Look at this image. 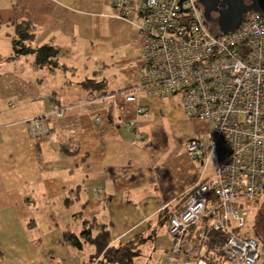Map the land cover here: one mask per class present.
<instances>
[{"label":"crops","instance_id":"1","mask_svg":"<svg viewBox=\"0 0 264 264\" xmlns=\"http://www.w3.org/2000/svg\"><path fill=\"white\" fill-rule=\"evenodd\" d=\"M114 13L110 0H0V264H108L96 245L64 242L87 222L106 226L111 246L140 242L132 264H164L173 245L164 208L214 173L177 160L180 144L175 153L151 138L164 124H190L186 147L199 129L177 96L135 90L144 76L140 15L127 22ZM14 22L36 27L25 47L53 54L41 65L35 52L20 54H34L30 69L40 72L27 80L9 65L20 56ZM94 80L101 89L82 85ZM62 107L64 116L44 125L49 133L34 138L26 121Z\"/></svg>","mask_w":264,"mask_h":264},{"label":"built area","instance_id":"2","mask_svg":"<svg viewBox=\"0 0 264 264\" xmlns=\"http://www.w3.org/2000/svg\"><path fill=\"white\" fill-rule=\"evenodd\" d=\"M110 1L117 20L140 15L144 76L135 90L177 96L187 118L211 125L210 141L191 139L186 150L203 173L214 163L212 177L198 183L180 206L163 210L173 239L164 264L259 263L264 244L240 230L264 203V17L248 11L234 33L221 35L206 23L198 0L182 5L181 0H141L137 12L133 0ZM131 92L121 94L135 102ZM66 109L27 120L32 136L49 133L44 125L62 118ZM138 115L151 118L143 107ZM214 233L224 241L210 244Z\"/></svg>","mask_w":264,"mask_h":264},{"label":"trees","instance_id":"3","mask_svg":"<svg viewBox=\"0 0 264 264\" xmlns=\"http://www.w3.org/2000/svg\"><path fill=\"white\" fill-rule=\"evenodd\" d=\"M1 21V19H0ZM16 25V38L14 41L15 49L17 50L16 55L20 54H30L35 52L39 57V65L47 63L53 54H48L49 50L43 48L32 49L30 47H25V43H31L35 40L36 27L31 24V22H14ZM212 31L219 34L217 28L209 25ZM1 28V23H0ZM49 55V56H48ZM48 56V57H47ZM42 57V58H41ZM47 57V60H46ZM38 64V63H37ZM85 85V88L91 87L92 89L97 88L101 89L102 84L94 81H87L82 83ZM88 89V88H87ZM86 226L90 225L89 228H86L81 234H75L71 232L64 233V242L76 248L82 250L85 243H92L97 247V256L103 255L102 263L108 264H132L134 257L137 255V251L140 246V242L132 241L123 246H111L110 245V232L106 226L97 224L96 222H87ZM224 241V237L221 234L214 233L210 238V244H218ZM4 258L3 252L0 247V260Z\"/></svg>","mask_w":264,"mask_h":264},{"label":"rangeland","instance_id":"4","mask_svg":"<svg viewBox=\"0 0 264 264\" xmlns=\"http://www.w3.org/2000/svg\"><path fill=\"white\" fill-rule=\"evenodd\" d=\"M133 1H134V10H138L140 7L141 0H133ZM33 56L34 54L20 55L18 59L15 56L14 61H12L9 65L13 67L15 66V71L17 72V74L24 76L26 75L24 77L25 80H27L26 78H33L35 77L36 73L37 74L40 73L38 69L35 70L30 69L31 63H33L36 60V58ZM12 100L15 101V99ZM192 120L196 122L199 129L198 134L195 137H197V139L203 142L210 141L211 125L207 122H203L197 119H192ZM191 128L192 127L190 124L173 125L172 128H169L166 126V124H164L163 126H160L156 131H154V134H151V138L157 140L158 139L157 137H160L161 140L164 142L163 143L164 147H166V149L168 150L171 151L173 150V152L175 153H177L176 150L179 149V144H180V152L179 154H177V160H182L186 162L188 166V161H187L188 159L189 162L194 164L200 171L202 169L200 163L193 161L189 157L185 147V142L187 141V140L185 141V139H188L191 136ZM159 131H161L162 133H160ZM169 170L171 172L172 169L169 168ZM208 171L214 172V163L210 165ZM167 180L169 181L168 183H170L171 185H174L176 183L173 181L172 178L168 177ZM261 207L260 210L257 209L252 210V212L250 213L247 219L246 226L241 228L240 232L256 238L261 244H263L262 237L264 236V205Z\"/></svg>","mask_w":264,"mask_h":264},{"label":"water","instance_id":"5","mask_svg":"<svg viewBox=\"0 0 264 264\" xmlns=\"http://www.w3.org/2000/svg\"><path fill=\"white\" fill-rule=\"evenodd\" d=\"M184 0H181L182 5ZM250 5H245V0H198L203 7L204 18L208 25H217L221 35L234 33L242 24L245 14L248 11L260 13L264 17V0H249ZM224 10H218V6ZM185 11V10H183ZM219 16L213 20L212 13L217 12Z\"/></svg>","mask_w":264,"mask_h":264},{"label":"flooded vegetation","instance_id":"6","mask_svg":"<svg viewBox=\"0 0 264 264\" xmlns=\"http://www.w3.org/2000/svg\"><path fill=\"white\" fill-rule=\"evenodd\" d=\"M245 5H246V6H249V5H250V1H249V0H245ZM218 10H219V11H220V10H224V7H221V6L219 5V6H218ZM218 16H219L218 11L212 13V18H213V20H216V19L218 18ZM212 26L215 27V28H217V25H216V24H214V25H212Z\"/></svg>","mask_w":264,"mask_h":264}]
</instances>
